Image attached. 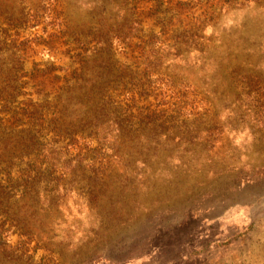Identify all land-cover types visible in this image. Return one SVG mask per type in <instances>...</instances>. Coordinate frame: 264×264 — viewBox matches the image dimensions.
Instances as JSON below:
<instances>
[{"label": "rangeland", "instance_id": "1", "mask_svg": "<svg viewBox=\"0 0 264 264\" xmlns=\"http://www.w3.org/2000/svg\"><path fill=\"white\" fill-rule=\"evenodd\" d=\"M102 1L15 0L27 12L22 36L43 37L26 70L65 66L49 35L62 14L81 22ZM212 3L224 8L207 19L202 53L141 61L156 88L170 74L187 82L180 117L135 118L143 132L129 147L79 140L83 163L52 169L38 200L9 202L12 220L0 216V264H264V0H203L198 12ZM113 45L122 69L133 47ZM23 82L34 99L44 92Z\"/></svg>", "mask_w": 264, "mask_h": 264}, {"label": "trees", "instance_id": "2", "mask_svg": "<svg viewBox=\"0 0 264 264\" xmlns=\"http://www.w3.org/2000/svg\"><path fill=\"white\" fill-rule=\"evenodd\" d=\"M144 2L149 3L147 8ZM202 3L104 0L94 4L87 20L76 22L62 14L65 22H59L58 33L49 35L45 45L56 49L67 64L41 68L35 63L29 72L26 64L36 43L33 38L42 36H22L25 7L17 11L15 0H0V216L12 220L9 202L38 200L42 186L53 180L49 178L52 169L72 164L74 158L83 163L81 152L87 146L79 140L110 137L120 147H129L131 141L141 139L132 134L143 132L136 128L135 118L180 117L187 82L170 74L169 87L165 91L156 88L141 71V61L144 55L166 53L173 66L179 64L176 60H187L190 53H202L200 44L208 40L207 19L224 8L212 3L211 11L199 13ZM145 15L153 17L150 30H145ZM114 39L125 50L137 41L122 69ZM56 45H63L66 52ZM26 77L45 88L38 99L24 91ZM75 125L80 130L70 131Z\"/></svg>", "mask_w": 264, "mask_h": 264}]
</instances>
